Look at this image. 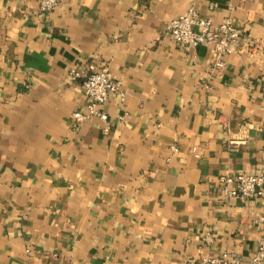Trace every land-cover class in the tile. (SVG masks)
Returning a JSON list of instances; mask_svg holds the SVG:
<instances>
[{"label": "crops", "instance_id": "crops-1", "mask_svg": "<svg viewBox=\"0 0 264 264\" xmlns=\"http://www.w3.org/2000/svg\"><path fill=\"white\" fill-rule=\"evenodd\" d=\"M193 6L248 40L212 69L176 43ZM0 0V264H252L264 196L219 177L264 173V0ZM108 67L125 99L84 111L82 74ZM122 117V118H121ZM211 236L210 240L205 237ZM261 264H264L261 263Z\"/></svg>", "mask_w": 264, "mask_h": 264}, {"label": "built area", "instance_id": "built-area-1", "mask_svg": "<svg viewBox=\"0 0 264 264\" xmlns=\"http://www.w3.org/2000/svg\"><path fill=\"white\" fill-rule=\"evenodd\" d=\"M58 2L59 0H37L36 15L40 18L45 17L56 9ZM167 31L176 43L190 46L204 43L210 46L211 65L212 69L216 70L226 66V58L237 50L241 40H248L244 31L230 19L213 23L211 19L200 15L193 6L188 7L184 14L171 19L167 24ZM89 68L87 74H82L75 68L69 71L72 80L82 78L86 97L85 110L74 112L72 120L75 123H82L92 117H98L104 123L102 132L106 135L110 132L111 125L102 107L111 94H116L121 101H124L125 96L120 80L112 77L108 67ZM219 183L226 198L264 196V173L224 174L219 177ZM256 222L260 226L261 235L251 262L261 264L264 262V213L256 218ZM210 239V235L205 237L207 241ZM66 264L73 263L69 261ZM192 264H242V257L233 251H226L217 256L204 257Z\"/></svg>", "mask_w": 264, "mask_h": 264}]
</instances>
